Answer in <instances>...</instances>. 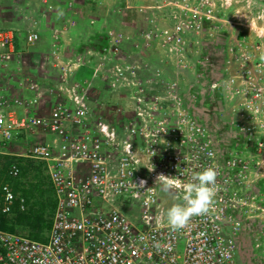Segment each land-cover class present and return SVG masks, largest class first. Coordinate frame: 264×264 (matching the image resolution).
Masks as SVG:
<instances>
[{
    "label": "rangeland",
    "instance_id": "rangeland-1",
    "mask_svg": "<svg viewBox=\"0 0 264 264\" xmlns=\"http://www.w3.org/2000/svg\"><path fill=\"white\" fill-rule=\"evenodd\" d=\"M9 27L21 35L41 33L33 44L20 42L15 59L39 86L40 104L73 89L85 96L95 118L134 125L141 169L145 146L158 142L166 143L159 151L166 168L174 154L182 169L193 172L202 171L196 163L212 159L220 166L228 158L246 161L247 184L260 186L254 201L261 209L246 220L250 238L256 237L264 224V117L247 119L254 109L245 103L257 91L261 98L253 103L264 110L262 0H0V28ZM114 46L118 55L111 60ZM113 64L124 76L114 87L108 82ZM159 122L165 133L156 132ZM256 124L263 126L246 130ZM21 164L19 213L9 216V224L14 233L45 238L52 218L48 180L38 163ZM157 195L167 222L166 210L181 199L160 185ZM123 210L137 214L128 203Z\"/></svg>",
    "mask_w": 264,
    "mask_h": 264
},
{
    "label": "built area",
    "instance_id": "built-area-1",
    "mask_svg": "<svg viewBox=\"0 0 264 264\" xmlns=\"http://www.w3.org/2000/svg\"><path fill=\"white\" fill-rule=\"evenodd\" d=\"M19 32L0 28V158L16 159L0 180V214H10L17 202L11 181L19 178L22 160L43 168L54 210L43 241L0 229V264H264V224L258 229L251 225L258 232L249 242L245 236L248 214L261 209L254 201L259 183L246 181V161L196 163L202 170L217 171L215 201L206 215L173 231L159 212L156 177L162 173L187 182L194 172L182 169L177 154L166 168L159 157L166 143L159 142L145 146L147 165L141 169L133 143L136 127L95 118L85 96L73 89L40 104L37 83L15 61L20 42L33 44L40 34ZM108 50L118 55L116 46ZM113 66L108 81L112 87L124 79L121 66ZM251 98L245 106L254 110L247 119L257 121L264 110L253 102L261 95L255 91ZM158 124L156 132L165 133V126ZM261 126L246 130L255 132ZM140 130L147 136L145 127ZM16 141L17 150L12 148ZM140 181L146 182L143 188ZM125 203L136 216L123 210Z\"/></svg>",
    "mask_w": 264,
    "mask_h": 264
},
{
    "label": "clouds",
    "instance_id": "clouds-1",
    "mask_svg": "<svg viewBox=\"0 0 264 264\" xmlns=\"http://www.w3.org/2000/svg\"><path fill=\"white\" fill-rule=\"evenodd\" d=\"M153 155H155L154 152ZM148 170L153 171L154 166L152 165ZM217 176V171L212 167L194 172L187 182H181L175 176L162 173L157 175L155 185L159 184L161 191L172 193L176 190L183 193L180 198L181 202L174 203L165 213L167 224L173 231L186 228L193 217L206 215L210 211L216 197ZM145 183V181H140L139 187L143 188ZM147 190H152V188ZM5 210L10 211V209Z\"/></svg>",
    "mask_w": 264,
    "mask_h": 264
},
{
    "label": "trees",
    "instance_id": "trees-1",
    "mask_svg": "<svg viewBox=\"0 0 264 264\" xmlns=\"http://www.w3.org/2000/svg\"><path fill=\"white\" fill-rule=\"evenodd\" d=\"M263 2H264V0H262ZM0 161H3V163H2V167H0V180L2 179V177L4 176V174H5V171H6V168L12 163V162H14V161H16V159L15 158H12V157H9V156H3V157H1L0 158ZM22 162V161H21ZM22 165V164H21ZM21 173H22V166H21ZM21 173H20V176H19V178L18 179H16V180H12L11 181V184H12V189H13V191L16 193L17 192V190H19V188L21 187ZM49 188H50V186H49ZM50 190H51V188H50ZM51 212H50V216L52 217V213H53V210H54V201H53V199H52V207H51ZM17 210H15V205H14V207H13V209H12V211H11V213L10 214H7V215H2V214H0V229H3V230H5V231H8V232H14L13 231V229L11 228V226H10V224H9V222H11L10 221V219H8L9 218V216L10 215H12V214H17V213H19L18 211L16 212ZM22 218L23 217H19L18 219H17V221H20V220H22ZM50 223H51V220L49 219V222H48V224H47V231L49 230V227H50ZM46 238V237H45ZM45 238H40V239H36L35 238V240H38V241H43V240H45ZM34 240V239H33Z\"/></svg>",
    "mask_w": 264,
    "mask_h": 264
},
{
    "label": "crops",
    "instance_id": "crops-1",
    "mask_svg": "<svg viewBox=\"0 0 264 264\" xmlns=\"http://www.w3.org/2000/svg\"><path fill=\"white\" fill-rule=\"evenodd\" d=\"M38 32V31H37ZM39 34H41L40 32H39ZM104 54V53H103ZM109 55V54H108ZM108 55H106L105 57H109ZM110 58V57H109ZM116 58L114 57V56H112L111 55V60H115ZM114 62V61H113ZM114 65V64H113ZM112 67H114V66H112ZM28 76V75H27ZM33 79V78H32ZM35 80V79H34ZM39 87V86H38ZM14 149L15 150H17V149H20V147H18V146H15L14 145ZM33 162V161H32ZM36 163V162H35ZM39 164V163H38ZM40 165V164H39ZM41 166V165H40ZM43 169V168H42ZM51 191V196H52V199H53V195H52V190H50ZM245 236L248 238V242L251 240V238H250V232H249V230L247 229V233L245 234ZM248 245V247H250V245L249 244H247Z\"/></svg>",
    "mask_w": 264,
    "mask_h": 264
}]
</instances>
